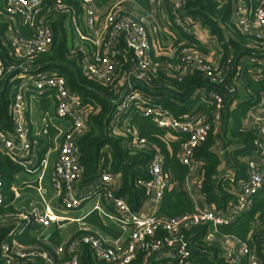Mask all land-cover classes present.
Listing matches in <instances>:
<instances>
[{"label": "trees", "instance_id": "1", "mask_svg": "<svg viewBox=\"0 0 264 264\" xmlns=\"http://www.w3.org/2000/svg\"><path fill=\"white\" fill-rule=\"evenodd\" d=\"M56 0H43L40 17L45 25L53 31V42L46 53L33 58L35 71H53L65 79L70 91L81 101V110L85 114L84 129L77 135L79 164L82 169L81 183L98 181L103 171L118 179L113 195L122 198L133 213L151 212L146 206L151 203L152 190L144 185L150 179L149 167L152 159L159 154L163 186L154 211L168 217H179L195 210L185 181L191 174L193 164L196 167V180L200 195L214 211H225L235 201L232 190L236 182L245 177V159L253 152L255 131L242 124L248 110L255 108L264 95V54L257 49V44L250 33H244L233 21L231 0H188L184 12L199 21L202 28L217 39L215 71L224 73L222 83L206 80L197 70H186L180 75L173 65L180 59L184 47L207 53L204 42L187 34L175 25L167 8L168 0H158L156 17L160 21L157 30L156 48L151 52L152 61L158 69L151 76L150 85L144 93L151 102L159 104L175 116L195 115L209 124L207 138L199 143L192 152L191 163L183 164L180 160L181 145L186 135L158 127L149 116L133 109L120 117L114 125V86L122 82L128 62L122 60L117 78L105 84L90 77L82 69V55L75 52L78 43L76 26L84 30L82 7L78 0H62L63 11L55 9ZM112 0H98V4ZM140 10L148 9L147 0H133ZM6 0H0V57L4 64L19 61L11 56V35H26L27 28L14 25L12 18L5 14ZM164 9V10H163ZM164 11L169 19L164 22L159 18ZM168 29V30H167ZM171 32L173 35H170ZM87 47V46H86ZM130 57V54L127 53ZM168 67L164 72L160 67ZM242 73H238L239 67ZM17 71H10L0 79V122L5 131L12 130L11 105L18 85ZM240 77L238 86L233 81ZM234 87L233 91H229ZM219 92L223 95V111L220 122L213 120L212 110L215 100L209 93ZM127 116V117H126ZM126 117V118H125ZM134 126L138 136L145 139L141 147H136L133 135L126 127ZM114 130V131H113ZM230 147L226 160L231 162L235 173L234 180L218 176L221 159L213 151L215 145ZM17 155L11 150L0 147V175L2 179V202L0 204V243L8 241L15 245H41L49 249V244H60L57 231L44 235L30 234L27 227L18 232L23 222L16 215L22 213L13 208L14 193L11 189L14 176L21 167L16 162ZM102 192V186L99 191ZM264 214V179L260 189L252 196L251 205L239 212L232 221L217 227V235L228 234L253 246L256 253L263 257L261 245L264 243V226L253 225ZM90 224L102 229L110 237L119 236L117 229L104 224L98 216L89 214L85 217ZM208 224L194 226L186 235L194 247H190L189 260L200 264H230L220 255L215 242L205 241ZM91 232H95L90 230ZM164 235L157 230L153 238ZM126 234L122 235L124 239ZM48 242V243H46ZM9 261L0 258V264H44L39 259L33 261L16 255L11 249ZM166 256L153 253L148 249H138L134 257L126 264H165ZM79 264H106L99 259L87 245L80 247Z\"/></svg>", "mask_w": 264, "mask_h": 264}, {"label": "built area", "instance_id": "2", "mask_svg": "<svg viewBox=\"0 0 264 264\" xmlns=\"http://www.w3.org/2000/svg\"><path fill=\"white\" fill-rule=\"evenodd\" d=\"M42 1L6 0L5 14L12 18L17 28L18 25L25 26L27 33L21 35L17 29V34L11 35L13 52L10 55L19 61L5 65L0 57V79L10 71H17L16 78L19 79L11 105L12 130H3L0 122V147L14 153V149L18 146L24 156L34 155L27 132V99L30 93L48 91L55 98L56 117L70 119L71 122L70 128L62 134L50 173V180L61 200L63 213H56L48 204L40 209L22 211L16 215L23 222L18 232L31 226L46 230L52 223L61 225L65 221L81 223L79 217H69L66 212L78 208L88 199L87 195L75 197L69 193L70 185L79 181L82 176L76 143L77 135L84 129L86 119L81 110V101L70 91L63 77L53 71H35L37 67L32 64L33 58L38 54L46 53L53 42L52 29L45 25L43 18L40 17ZM78 1L83 11L84 30H81L79 26L75 28L78 43L74 51L82 55L83 71L90 77L110 84L117 78L122 60L128 62L123 81L117 82L114 86V125L125 113L128 116L130 110H140L158 127L186 135V140L180 149V160L183 164L189 165L193 149L207 138L209 124L196 118L195 115L175 116L161 105L152 103L150 97L144 93L145 87L150 85L151 76L158 69L151 58V52L156 48V31L161 29L156 17L158 0H147L146 11L140 10L133 0H112L101 5H98V0ZM187 1L168 0L167 8L173 22L187 34L203 41L206 49L212 48L199 36L202 30L199 21L184 12ZM64 6L62 0L55 1V9L63 11ZM231 6L233 21L242 32L253 35L257 49L264 54V0H231ZM159 18L163 22L164 19H169L164 11H161ZM168 33L173 35L169 31ZM217 58L216 51L205 54L201 50L184 47L180 59L173 67L179 70L180 75L185 74L188 69L197 70L206 80L222 83L224 73L215 71ZM160 69L170 72L166 66ZM259 70L264 72L263 68ZM242 71L243 67L240 66L238 73ZM239 81L240 77L233 81L232 86H238ZM233 89L234 87L229 91ZM209 93L215 100L212 110L213 120L218 123L222 117L224 98L219 92L210 90ZM242 124L255 131L252 141L254 150L245 159V177L237 181L236 188L231 191L235 195V201L227 210L214 211L209 207H195L191 213H185L179 217H168L153 211L146 214L133 213L122 198L113 195L118 179L109 172L103 171L99 177L102 192H98V199L93 204V209L102 218L114 223L113 226L120 233L119 236L105 239L100 234L78 227L62 243L49 244V249L41 245L24 246L15 245V242L11 244L8 241H1L0 258L8 262V253L12 249L19 257L31 261L39 259L44 264H79L80 247L87 245L106 264H126L141 248L153 253L167 252L165 264H200L188 258L191 253L190 247L194 246L185 232L194 226L208 224L210 229L204 240L215 242L220 255L230 264H264V243L261 244L263 257H260L253 246L247 242L228 234L217 235V227L228 224L239 212L247 209L252 203L253 194L262 186L264 95L255 108L248 110ZM125 127L126 131L133 135L136 147H141L145 139L138 136L134 126ZM46 131L47 129L43 128V133ZM161 160L159 154L154 156L149 167L150 179L144 183L152 191L155 190L154 196L157 199L160 197L163 186ZM31 161H35V157ZM234 175L233 172L228 179L233 181ZM1 189L0 175V204L3 198ZM101 200L105 201L108 209L102 206ZM261 217L260 220H255L253 225L264 226V214ZM157 230H162L164 235L155 239L153 235ZM124 234L126 237L123 239ZM44 237L46 239L47 235Z\"/></svg>", "mask_w": 264, "mask_h": 264}, {"label": "crops", "instance_id": "3", "mask_svg": "<svg viewBox=\"0 0 264 264\" xmlns=\"http://www.w3.org/2000/svg\"><path fill=\"white\" fill-rule=\"evenodd\" d=\"M199 36L209 43L207 45H211L213 49L217 50L219 42L215 37L209 34L206 28H202ZM54 103L55 98L50 95L48 91L30 93L28 96L26 111L27 132L32 143V153L34 155L32 157H29V155L24 156L18 146L16 147L17 149H14L15 155H17L16 162H18L21 167V170L15 174L11 187L14 193L12 206L18 211L27 212L33 208L40 209L45 204H48L52 206L56 213H63L61 200L53 189L50 180V173L54 166L62 134L70 128L71 122L70 119L56 117L54 113ZM43 128L47 129L46 133H43ZM230 149V147L223 148L222 145L219 144L213 147V151L216 152L221 159L218 176L229 178L234 172L231 162L226 160ZM34 157L35 161L32 162L31 160ZM196 167L197 164H193L191 174L185 181V188L189 192L194 207H209L198 190ZM100 186L101 183L99 178L96 182L84 184L81 183V181H76L70 185L69 193L72 196L80 197L87 195L88 198L83 201L78 208L66 212V215L69 217H79L81 223L74 221H65L61 225L52 223L46 230L38 226H31L28 233L48 236L50 233L57 231L61 239L60 243L65 241L72 232L78 229V227L93 230L95 233L101 234L100 232L102 231L99 228L92 226V224L86 221L85 217L89 214L98 216L104 224L116 229L113 226V222L102 218L98 212L93 209V204L98 199ZM152 193L151 203L147 204L146 209L154 212L158 206V199L154 196L155 190H153ZM87 201L90 207L86 210L82 209L84 211L82 212L81 208H83V204ZM101 204L104 208L108 209L105 201L101 200ZM67 227L68 231L65 230ZM158 254L167 256V252L164 251H160Z\"/></svg>", "mask_w": 264, "mask_h": 264}, {"label": "rangeland", "instance_id": "4", "mask_svg": "<svg viewBox=\"0 0 264 264\" xmlns=\"http://www.w3.org/2000/svg\"><path fill=\"white\" fill-rule=\"evenodd\" d=\"M159 24H160V21H159ZM207 51L208 52H211V51H216V49H213V48H208L207 49ZM83 208H81V211L82 212H84L83 210H86V209H88L89 207H90V204L88 203V201L87 202H85L84 204H83V206H82ZM83 209V210H82ZM78 214V213H77ZM110 225V224H109ZM92 226H94V225H92ZM111 227V226H110ZM100 229V228H99ZM65 230L66 231H68V227L67 228H65ZM64 230V231H65ZM102 232H100L101 234L100 235H102L103 236V238H105V239H110L111 237L109 236V235H107L102 229H100ZM51 231V230H50ZM127 234V233H126Z\"/></svg>", "mask_w": 264, "mask_h": 264}]
</instances>
